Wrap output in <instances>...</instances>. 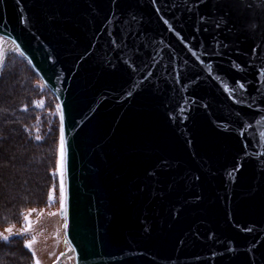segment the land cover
I'll return each mask as SVG.
<instances>
[{
    "label": "water",
    "instance_id": "1",
    "mask_svg": "<svg viewBox=\"0 0 264 264\" xmlns=\"http://www.w3.org/2000/svg\"><path fill=\"white\" fill-rule=\"evenodd\" d=\"M0 36L59 105L74 264H264V0H0Z\"/></svg>",
    "mask_w": 264,
    "mask_h": 264
},
{
    "label": "rangeland",
    "instance_id": "2",
    "mask_svg": "<svg viewBox=\"0 0 264 264\" xmlns=\"http://www.w3.org/2000/svg\"><path fill=\"white\" fill-rule=\"evenodd\" d=\"M28 64L16 50L0 73V264H74L62 215L60 109Z\"/></svg>",
    "mask_w": 264,
    "mask_h": 264
},
{
    "label": "bare ground",
    "instance_id": "3",
    "mask_svg": "<svg viewBox=\"0 0 264 264\" xmlns=\"http://www.w3.org/2000/svg\"><path fill=\"white\" fill-rule=\"evenodd\" d=\"M17 49L15 48V45L14 43L11 41V40H8V39H3L2 42H1V51H0V73H2V70L7 62V59L8 57ZM3 67V68H2ZM2 68V70H1ZM69 254H72L73 255V252L71 250V252ZM69 254H66L64 258L67 257V255ZM74 257V255H73ZM63 259V258H62Z\"/></svg>",
    "mask_w": 264,
    "mask_h": 264
},
{
    "label": "snow or ice",
    "instance_id": "4",
    "mask_svg": "<svg viewBox=\"0 0 264 264\" xmlns=\"http://www.w3.org/2000/svg\"><path fill=\"white\" fill-rule=\"evenodd\" d=\"M239 87H243V85H239ZM38 106L39 107H43V101H40L39 103H38ZM41 137L40 136H36V139L37 140H39ZM61 154H63V137H61ZM61 192H63V183L61 182ZM50 199H51V197H50ZM61 203H63V200L61 201ZM29 215H30V213H29ZM25 220H26V222H27V224H28V227H30L31 226V222L30 221H28V217L27 216H25ZM8 231L9 232H11V229H8ZM4 240H8V237L7 236H3L2 237ZM34 240H35V238L33 237V240H32V242H34ZM26 247H31V242L30 243H28L27 245H26ZM37 264H39V261H37Z\"/></svg>",
    "mask_w": 264,
    "mask_h": 264
},
{
    "label": "trees",
    "instance_id": "5",
    "mask_svg": "<svg viewBox=\"0 0 264 264\" xmlns=\"http://www.w3.org/2000/svg\"><path fill=\"white\" fill-rule=\"evenodd\" d=\"M29 65V64H28ZM31 71L34 73V75L36 76V78H38L40 80V78L35 74V72L31 69ZM41 81V80H40ZM42 83V82H41ZM59 132H60V137H62L61 135V125H60V122H59Z\"/></svg>",
    "mask_w": 264,
    "mask_h": 264
}]
</instances>
